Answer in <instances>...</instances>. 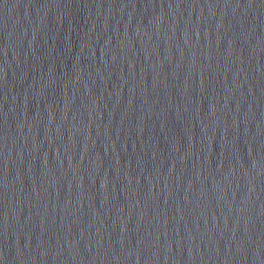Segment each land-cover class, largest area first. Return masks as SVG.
<instances>
[{"label": "water", "instance_id": "1", "mask_svg": "<svg viewBox=\"0 0 264 264\" xmlns=\"http://www.w3.org/2000/svg\"><path fill=\"white\" fill-rule=\"evenodd\" d=\"M0 264H264V0H0Z\"/></svg>", "mask_w": 264, "mask_h": 264}]
</instances>
